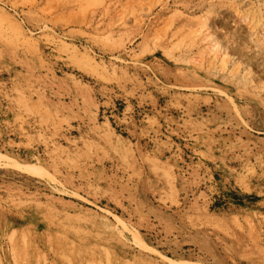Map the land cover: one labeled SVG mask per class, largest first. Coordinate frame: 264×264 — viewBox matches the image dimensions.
Instances as JSON below:
<instances>
[{"label":"rangeland","instance_id":"374dc122","mask_svg":"<svg viewBox=\"0 0 264 264\" xmlns=\"http://www.w3.org/2000/svg\"><path fill=\"white\" fill-rule=\"evenodd\" d=\"M0 264H264V0H0Z\"/></svg>","mask_w":264,"mask_h":264},{"label":"bare ground","instance_id":"6f19581e","mask_svg":"<svg viewBox=\"0 0 264 264\" xmlns=\"http://www.w3.org/2000/svg\"><path fill=\"white\" fill-rule=\"evenodd\" d=\"M48 200V199H47ZM46 202V201H45ZM48 203H49V201H48ZM52 203V202H51ZM51 206V205H50ZM62 206V205H61ZM54 207V206H53ZM61 210V209H60ZM65 211V210H64ZM53 213V212H52ZM54 214V213H53Z\"/></svg>","mask_w":264,"mask_h":264}]
</instances>
